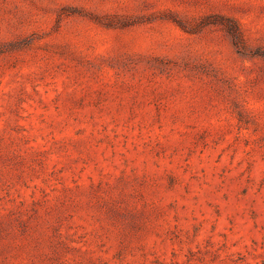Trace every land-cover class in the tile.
<instances>
[{"label": "rangeland", "instance_id": "rangeland-1", "mask_svg": "<svg viewBox=\"0 0 264 264\" xmlns=\"http://www.w3.org/2000/svg\"><path fill=\"white\" fill-rule=\"evenodd\" d=\"M0 264H264V0H0Z\"/></svg>", "mask_w": 264, "mask_h": 264}]
</instances>
